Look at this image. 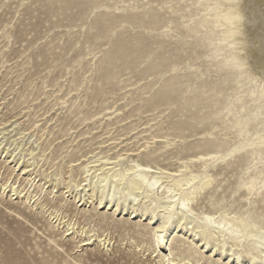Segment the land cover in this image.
Masks as SVG:
<instances>
[{
	"label": "rangeland",
	"instance_id": "rangeland-1",
	"mask_svg": "<svg viewBox=\"0 0 264 264\" xmlns=\"http://www.w3.org/2000/svg\"><path fill=\"white\" fill-rule=\"evenodd\" d=\"M208 6L203 0H0V141L5 133L11 152L9 142L18 138L21 157L36 147L39 180L30 189L26 175L15 184L36 194L33 204L0 193V264H159L151 241L158 217L149 225L146 212L139 221V209L130 215L125 203L113 215L106 200L99 209L79 207L74 193L64 196L67 182L96 159H119L120 169L135 160L174 171L207 140L215 144L209 151L223 152L248 134L264 135V95L257 94V108L251 94L259 82L235 70L226 75L229 49L217 43L223 28L212 23ZM198 20L207 23L197 27ZM248 158L205 170L215 179L192 205L200 218L257 209L237 187L255 173L245 170ZM13 164L0 168L1 183L18 179ZM201 165L194 161L190 170L201 173ZM54 178L57 192L49 194ZM186 222L170 221L165 234L173 239L171 256L185 258L181 264H261L245 247L236 260L207 235L192 242ZM68 227L77 233L65 236ZM88 235L110 244L80 246Z\"/></svg>",
	"mask_w": 264,
	"mask_h": 264
},
{
	"label": "bare ground",
	"instance_id": "bare-ground-1",
	"mask_svg": "<svg viewBox=\"0 0 264 264\" xmlns=\"http://www.w3.org/2000/svg\"><path fill=\"white\" fill-rule=\"evenodd\" d=\"M203 1L211 2V6L206 8L209 13H212V16L210 15L211 18H214L212 23L216 24V27L223 28L222 36L216 40L218 44H225L229 49V54L223 56V61L229 66L226 75H229V71L235 70L239 77L246 75L249 81L259 82L256 87L257 91L251 92L252 95L256 94L253 101L257 102L256 105L259 108L260 97L257 94H260L261 97L264 95V0ZM206 23L205 20H198L196 26L202 27ZM221 50H217L214 54L216 58L221 55ZM220 70H222L221 67ZM224 81H227V78ZM232 101L235 102L234 99ZM240 108L244 109V104H241ZM4 134L2 133V141H0V168L2 165L14 163L11 174L16 172L18 179L14 183H9L11 177L9 176L3 183L0 181V193L1 195L10 193V197H14V200L20 199L27 205L33 204L36 201L34 199L36 194L31 195V191L23 193L24 188L20 189L19 185L15 184L19 183V178H23L25 175L29 189L39 182L34 176L37 158L36 147L29 146L26 155L18 156L21 145L16 143L18 138L9 142V146L12 144L15 146L14 151L9 152L10 148L3 144L6 141V138L3 137ZM240 134H242L241 130ZM254 135L252 137L248 134L232 148L223 152L209 151L215 144L207 140L203 143L202 151L197 157L189 159V163L182 162L181 166L174 171H169L155 163L141 164L135 160L120 169V164L117 168L118 162L121 161L118 159L120 157L116 158V160L118 159L116 162H108L109 158H107L104 159L105 162L99 163L100 159H93L94 161L86 162L80 167L78 180L72 178L67 182L64 187L66 189L64 196L69 192L70 195L74 193V200L78 199L79 207L83 203H88L89 206L94 205L96 209L101 208L103 201L106 200L107 207L112 205L114 208L113 215L117 213L120 203L128 204L130 215L135 209H139V221H142L145 213L148 212L149 216L146 220L149 225L158 217V223L151 228V241L155 247L152 253L158 252L159 254V264H181L185 261V258L176 259L171 256L172 248L168 243L173 242V239H165L167 224L174 219L179 223L187 219V222L182 225L193 233L192 242L196 240L194 239L196 236L207 235L220 247V250L225 247L224 250L231 252L236 260H238L241 249L245 247V252H255V255L250 259H258L261 264H264V169H257L264 159V135L256 133ZM166 146L168 144H165ZM248 156L251 159L248 165L251 167L248 166L245 170L250 172L251 169H254L255 173L238 183L237 187L244 190L243 197L249 206L254 205L257 209L253 212L246 209L239 216L236 214L229 216L223 211L206 212L200 218L199 213H196L192 205L215 179L205 170L216 163H226L227 166H230L229 160L236 157L238 161L245 160L247 162ZM194 161L202 162L201 166L204 169L201 173L190 170V163ZM112 164L114 165L112 166ZM109 165L111 166L109 167ZM47 177L45 175V178ZM52 181L49 194L57 192L53 191L56 188L57 179L54 178ZM47 182L39 184V192L43 191ZM86 195L88 196L84 199ZM254 196L257 198L252 200ZM80 202L82 203L80 204ZM75 213L78 214L77 211ZM48 217L53 221L54 218L51 217V214ZM73 230V227H68L65 230V236L75 235L77 232ZM96 240L98 244L106 246V248L110 244L106 238L97 237L93 240L92 236L88 235L80 240V246L92 245ZM199 241L202 240L199 239ZM177 242L181 243L182 241ZM206 244L208 245V243ZM193 253L196 254V251L193 250ZM199 262L200 259H193L191 264H199Z\"/></svg>",
	"mask_w": 264,
	"mask_h": 264
}]
</instances>
